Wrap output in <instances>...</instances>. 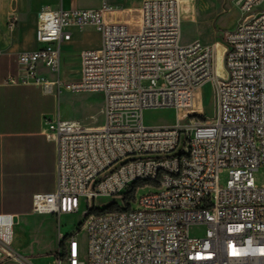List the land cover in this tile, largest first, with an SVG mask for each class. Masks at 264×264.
Masks as SVG:
<instances>
[{
    "label": "built area",
    "instance_id": "1",
    "mask_svg": "<svg viewBox=\"0 0 264 264\" xmlns=\"http://www.w3.org/2000/svg\"><path fill=\"white\" fill-rule=\"evenodd\" d=\"M233 4L242 18L224 32L226 77L217 73L216 45L182 44L177 0L145 1L135 30L106 23L103 10L40 12L42 48L18 56L11 82L104 96L94 125L47 120L57 188L33 197L34 212L60 217L85 205L87 238L82 246L59 229L52 264H264V183L255 180L264 170V0ZM90 26L101 33V48L82 53L78 80L61 82L68 29ZM42 68L57 81L46 82ZM209 82L214 115L187 114ZM160 109L182 117L170 127L147 125L145 111ZM149 187L157 191L137 199ZM16 222L0 215V264H35L10 248Z\"/></svg>",
    "mask_w": 264,
    "mask_h": 264
},
{
    "label": "crops",
    "instance_id": "2",
    "mask_svg": "<svg viewBox=\"0 0 264 264\" xmlns=\"http://www.w3.org/2000/svg\"><path fill=\"white\" fill-rule=\"evenodd\" d=\"M145 1L151 0H0V215L17 218L10 243L15 253L29 256L37 263L53 255L60 244L59 226H62L63 220L75 217L74 214L60 217L39 215L33 209V197L36 194H50L57 188V144L48 137L47 120H70L64 117L63 109L67 107L61 102V93L67 90L63 85L60 89L54 87L49 91L44 83L30 81L24 84L10 80L13 78L17 81L19 77L18 56L42 48L37 40L40 12L45 8L103 10L106 23L127 25L135 30ZM177 1L181 2L180 8H190L186 11L181 8L182 30L186 25L198 22L196 11L193 14L194 8H209L213 5L215 10L207 26L200 28L190 40L184 42L185 45L195 41L208 45L224 44V32L235 29L242 18L240 13L228 30L222 32L214 25L219 16L218 7L228 1L233 3V0ZM13 17L17 18V23L14 28H10L8 23ZM68 31L71 38L62 44L60 55L59 77L65 83L80 78L82 53L99 50L102 46L101 33L94 27L70 28ZM217 69L226 75L218 61V51ZM62 71L64 78L61 76ZM41 77L49 83L57 81V75L43 68ZM96 115H92L93 119ZM39 218L53 233L52 247H41L35 242L37 231L33 232L32 226ZM68 234L64 232V236ZM4 259L5 254L0 249V263Z\"/></svg>",
    "mask_w": 264,
    "mask_h": 264
},
{
    "label": "rangeland",
    "instance_id": "3",
    "mask_svg": "<svg viewBox=\"0 0 264 264\" xmlns=\"http://www.w3.org/2000/svg\"><path fill=\"white\" fill-rule=\"evenodd\" d=\"M222 1V0H221ZM212 7V8H211ZM209 8H202L198 6L196 9L194 8L193 14L198 19V22L194 25H186L182 30V39L181 42L190 40L199 30L200 28H205L208 24L209 18L214 13L213 5ZM182 9L190 10L188 6ZM181 9V13L183 12ZM219 16L215 20L214 25L220 29L222 32L224 30H228V27L232 24L233 20L240 14L239 10L235 8L234 4L228 1L225 5H220L218 7ZM185 22V20H184ZM217 47L220 49V63L225 70L224 67V53L225 46L222 43H217ZM62 78H64L63 71L61 72ZM225 76V75H224ZM144 86H147V83L144 82ZM61 102L65 105L63 109V115L65 118L70 120H78L86 125H94V119L92 115H96L99 109L103 106L104 96L101 93H90V92H68L64 91L61 93ZM199 113L205 114L207 117H212L215 113V103L213 101V85L212 83H206L197 93L196 96V104L194 110L188 113ZM180 115L182 112L179 113ZM102 118L100 117V121ZM145 123L149 126L155 127H170L169 124H175L178 121V112L173 109H160V110H147L144 113ZM228 179V173L225 172L221 176V184H225ZM255 180L257 185H262L264 183V170H259L255 173ZM157 191L156 188L149 187L147 190L139 191L136 195L137 199L142 196ZM84 207L78 214H74V218L72 220H63L62 226H59L60 232L62 235L65 233H69V236L77 235L79 242L82 246L86 245V226L84 224L83 213ZM57 220H59L56 217ZM59 222V221H58ZM61 223V221H60ZM80 230V231H79ZM32 231L36 232L35 242L41 247H52L54 244V236L49 227H47L46 223L42 218L36 220L35 224L32 226ZM200 233V229L193 230V234ZM55 261V257L53 255L47 256L39 263L35 262V264H52Z\"/></svg>",
    "mask_w": 264,
    "mask_h": 264
},
{
    "label": "bare ground",
    "instance_id": "4",
    "mask_svg": "<svg viewBox=\"0 0 264 264\" xmlns=\"http://www.w3.org/2000/svg\"><path fill=\"white\" fill-rule=\"evenodd\" d=\"M181 3V2H180ZM179 3V4H180ZM185 6H183V8H184ZM216 51H218V61L220 62V49H219V47H217L216 46ZM225 52H226V48H225ZM224 59H225V53H224ZM225 67V66H224ZM225 71H226V69H225ZM217 73H218V75L219 76H222V77H226V75L224 76L222 73H220L219 71H218V69H217ZM196 96H197V94H196ZM196 96H195V98H194V102H193V107L191 108V110H189L188 112H190V111H192V110H194V108H195V104H196ZM213 101H214V99H213ZM180 112H182V111H178V119L180 118V117H182L179 113ZM187 112V114H193V113H196V112H193V113H188ZM199 114V113H198ZM203 115V114H202ZM8 234H9V232H10V229L8 228Z\"/></svg>",
    "mask_w": 264,
    "mask_h": 264
},
{
    "label": "trees",
    "instance_id": "5",
    "mask_svg": "<svg viewBox=\"0 0 264 264\" xmlns=\"http://www.w3.org/2000/svg\"><path fill=\"white\" fill-rule=\"evenodd\" d=\"M136 187H137V186L134 187L132 193L130 194L129 199H130L131 201H134V200H135V190H136ZM102 212H104V211H102ZM62 245H63V244H62Z\"/></svg>",
    "mask_w": 264,
    "mask_h": 264
}]
</instances>
